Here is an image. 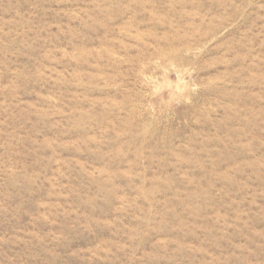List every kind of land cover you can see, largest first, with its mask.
Wrapping results in <instances>:
<instances>
[{
	"label": "rangeland",
	"instance_id": "1",
	"mask_svg": "<svg viewBox=\"0 0 264 264\" xmlns=\"http://www.w3.org/2000/svg\"><path fill=\"white\" fill-rule=\"evenodd\" d=\"M0 264H264V0H0Z\"/></svg>",
	"mask_w": 264,
	"mask_h": 264
}]
</instances>
